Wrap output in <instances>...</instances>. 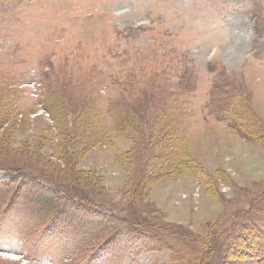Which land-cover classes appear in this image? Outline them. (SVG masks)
Returning <instances> with one entry per match:
<instances>
[{
    "label": "rangeland",
    "instance_id": "obj_1",
    "mask_svg": "<svg viewBox=\"0 0 264 264\" xmlns=\"http://www.w3.org/2000/svg\"><path fill=\"white\" fill-rule=\"evenodd\" d=\"M255 42L264 0H0V180L27 171L68 212L83 199L158 245L122 229L104 245L113 224L83 211L48 226L16 183L0 187V264H253L236 221L264 195ZM183 148L203 170L170 164Z\"/></svg>",
    "mask_w": 264,
    "mask_h": 264
},
{
    "label": "trees",
    "instance_id": "obj_2",
    "mask_svg": "<svg viewBox=\"0 0 264 264\" xmlns=\"http://www.w3.org/2000/svg\"><path fill=\"white\" fill-rule=\"evenodd\" d=\"M241 129L242 128L239 127V131L241 134H243L244 136L248 135L245 130H241ZM166 137H167L166 141L169 140L170 142H173V140L175 139V133L170 132L169 134L166 135ZM176 138H178L177 135H176ZM70 139H71V137L68 138V140H70ZM260 139L264 142V136L260 137ZM75 141L78 142V141H80V139H76ZM183 144H185V142H183ZM172 151H174V149L171 150V154H170L171 158L169 159V161H171L170 164L175 165V163H177L180 168L187 170L186 172H191V173H195L194 170L197 172V171H199V169H201V168H199L198 165L195 164L194 160L190 156V153L187 149L183 148V150L180 152L178 149L175 152H172ZM159 159H161V156L159 157ZM172 169H173V167H171V170ZM3 170L7 171L10 174L12 173V175L16 179V183L19 180L23 181L24 177H26V175L28 173L27 171L25 172L22 170L17 172L13 168H8V170L3 168ZM201 170H203V169H201ZM171 172L173 173L174 171L172 170ZM161 175H162V172L156 173L155 171L153 172V174H149L150 179H155L157 177L159 178V176H161ZM34 184L37 185V188H38L37 191L31 189V186L29 185V183L24 182L23 187L25 189H27L28 192L33 190L35 195H34V198L31 199V201L34 202L33 205L35 207V210L37 212H41L45 215L46 221L49 222L48 224H51V223L56 224V223H59L61 221H63V223H65L64 218H67V217L71 218L74 215V213L80 214L83 208L85 210L87 207L91 206V203H88L82 199V200H79V203H82V204H79V206L76 207V211L68 212L67 209H68L69 201H67V198L65 197V195L64 196L62 195V193L63 194H68V193L64 192V190L61 187H59L55 183L50 182V184L53 186L54 190L48 191L47 189H45L44 187L41 186L40 178L38 176L34 178ZM259 198H260L261 202L258 203L255 199H253L252 204L250 205V208L248 210L243 211V215H238L237 221H236V223L240 226V230H239L237 236L240 237L242 240H244V238H246V244L244 247H247V248H245L247 250L243 249V250L238 251L236 253V256L238 257L240 254H242L244 258L251 259L253 261V264H264V225H263L264 224V195H261V197H259ZM57 213H59V214L57 215ZM58 217H60V218H58ZM79 219H80V217H76L75 219L73 218L72 221L73 222L75 220L78 221ZM82 219L83 218H81V220ZM110 223L113 224V227L115 228V230H114L115 233L113 231V232H110L109 234H107L109 238H105L106 243H110L109 239H111L113 236V233L116 234L117 230H118L116 228L118 225V223L116 221L115 222L110 221ZM65 224H67L69 226L74 225V224L71 225V221L67 222ZM120 226L123 227L124 230H132L133 231L132 233L135 232L136 235H138V236L140 235V237H141L140 241H141L143 248L156 249V247H158V245L154 244L156 242H154V243L152 242V239H154V237L150 236V233H148V231L139 232L136 229L133 230L134 227H129V226L125 225L124 220L121 222ZM247 231H249L248 233H253V231H254L260 237L258 238L256 236V239L254 240V242H251L252 241V239H251L252 235L247 234L246 233ZM162 232L163 231H161V233ZM158 234H160V232H158ZM245 235H247V237ZM156 237L158 238L157 240L159 242V236H156ZM250 244H254V247H251V249H250ZM239 248H240V246H239ZM245 256H247V257H245Z\"/></svg>",
    "mask_w": 264,
    "mask_h": 264
}]
</instances>
